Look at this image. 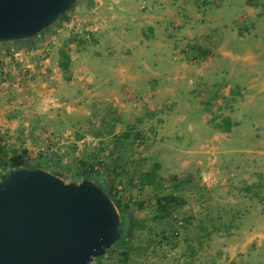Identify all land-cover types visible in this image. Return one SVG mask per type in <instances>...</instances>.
Instances as JSON below:
<instances>
[{
    "label": "rangeland",
    "instance_id": "1",
    "mask_svg": "<svg viewBox=\"0 0 264 264\" xmlns=\"http://www.w3.org/2000/svg\"><path fill=\"white\" fill-rule=\"evenodd\" d=\"M256 2L78 0L32 50L1 48L0 141L26 149L33 164L55 160L62 175L48 173L65 184L82 182L88 160L145 222L128 248L91 264H123L127 249V264H264V0ZM60 50L72 59L68 75ZM132 72L144 75L139 91L127 82ZM216 117L239 125L211 140L223 151L204 155L200 138L215 136ZM246 143L252 152H242ZM154 163L157 184L141 187ZM168 193L185 205L155 221V200Z\"/></svg>",
    "mask_w": 264,
    "mask_h": 264
},
{
    "label": "water",
    "instance_id": "2",
    "mask_svg": "<svg viewBox=\"0 0 264 264\" xmlns=\"http://www.w3.org/2000/svg\"><path fill=\"white\" fill-rule=\"evenodd\" d=\"M78 0H0V44L32 39ZM117 209L90 180L65 184L13 167L0 179V264H91L122 237Z\"/></svg>",
    "mask_w": 264,
    "mask_h": 264
},
{
    "label": "trees",
    "instance_id": "3",
    "mask_svg": "<svg viewBox=\"0 0 264 264\" xmlns=\"http://www.w3.org/2000/svg\"><path fill=\"white\" fill-rule=\"evenodd\" d=\"M255 1V2H254ZM77 2L58 20L56 21L52 26L54 25H60L64 22H67L69 20L68 14L69 12L75 7ZM247 5L251 6H260L259 3L256 2V0H246ZM262 5V4H261ZM264 9V6H262ZM51 27V26H50ZM49 27V28H50ZM48 28V29H49ZM247 31V27L239 28L238 34L242 35V31ZM153 33L152 28H147V33H143V36L148 39ZM41 34L40 36H42ZM34 37L29 40L25 41H19V42H13V43H5L0 44V52L1 48L3 46H13L16 49H26L28 51L32 50L34 44L37 42L39 37ZM201 48H197V51ZM202 51V49H201ZM203 54L206 55L208 52L203 51ZM70 57L64 50L59 51V61H58V67L59 69L65 74L68 75L70 72ZM238 90V88H236ZM237 90L231 91V96L234 97L235 95H239V92ZM218 99V96L216 92L212 93V96L205 100L203 103L205 105L206 110H209V107L214 105ZM218 119V122L214 125L215 129H217L220 132L223 133H230L232 128L236 125L231 118L229 117H216L214 118V122ZM130 137V131H128L126 134L123 135L124 139H128ZM116 140H120V138H116ZM137 140H139L137 136ZM80 169H79V175L83 180L87 179L92 181L93 183L97 184L110 198V200L113 202L115 208L117 209L119 213L120 218V227L122 229V237L119 241H117L113 247L120 246L123 248H128L129 245L132 242V236H133V227L137 228H144L145 222H137L134 220L131 212L129 211L130 207L127 205L119 196L118 191L112 184V182H108L106 180V176L103 172H100L97 170V166L93 163H90L88 160L80 161L79 163ZM13 167H24L29 169H42L47 172H56L58 169L57 163L55 160H49L47 161H40L38 164H33L30 161L29 153L24 148H9L6 146V144L3 141H0V179L1 177ZM160 166L158 163H154L152 168L146 172L145 174L138 177V183L141 187L145 186H154L157 184V171L159 170ZM57 173V172H56ZM58 173L62 175L61 172ZM253 186H247L244 188L246 192L251 193V195L255 198L260 199V188L257 189L252 188ZM185 205V200L180 197L178 194H164L160 195L155 200V215L154 220L159 222H167L174 212L181 207ZM141 207V204L139 205ZM186 221V220H185ZM188 222V221H187ZM176 234V233H175ZM207 235H210V233H207ZM107 253V251H106ZM122 256V262L123 264H127L129 261L130 253L127 250H124L121 253ZM102 257H98L94 260V262L101 260Z\"/></svg>",
    "mask_w": 264,
    "mask_h": 264
},
{
    "label": "crops",
    "instance_id": "4",
    "mask_svg": "<svg viewBox=\"0 0 264 264\" xmlns=\"http://www.w3.org/2000/svg\"><path fill=\"white\" fill-rule=\"evenodd\" d=\"M94 26V25H93ZM151 28V27H150ZM102 29V27L101 26H99L98 28L96 27H94L93 29L91 28V30L90 31H92V35L94 36V37H96V33L98 32V30H100L101 32H99L98 34H101L102 33V31L103 30H101ZM153 29V28H152ZM142 32V31H141ZM147 33V28L145 29V30H143V32H142V36H143V33ZM154 32H155V30L153 29V33H152V35L147 39V40H151V38L153 37V35H154ZM97 36H99V35H97ZM143 40L144 41H146V38L143 36ZM70 61L72 62V59H70ZM58 65V64H57ZM70 70H71V65H70ZM131 74H133V72L131 73ZM131 74H129V75H126L127 76V82H128V84L131 86V88L132 89H135V90H137V91H139V90H141V88H144L143 87V85H144V80H145V78H143L144 77V75H143V73H138V74H133V75H131ZM145 74V73H144ZM155 75H158V74H155ZM152 77H154L155 78V76H152ZM154 78H152V79H154ZM232 120V119H231ZM233 121V120H232ZM218 122V119H216V121H215V123H217ZM236 125L232 128V130H231V132L230 133H223V132H220V131H217V132H215V136L214 135H212L211 133H209V135L207 134V133H205L204 135H202L201 136V138H200V142L203 140V147H201V148H206V150H205V152H204V155H206L207 154V152H220V151H223L222 149H221V147L223 148V146L221 145V147H216V148H214L213 147V145H212V142H211V140H215V141H217L218 139H219V137H221L222 139H223V136H231L232 135V132H233V129L236 127V126H238L239 125V122L238 121H233ZM218 134L220 135V136H218ZM212 135V136H211ZM209 137H211V139L209 138ZM209 140V141H208ZM247 142H250V139H247L246 140ZM202 144H201V146H202ZM242 147H244L245 149L242 151V152H252V150L251 149H253L254 147H252L253 145H250L249 143L247 144H243V145H241ZM250 148V149H249Z\"/></svg>",
    "mask_w": 264,
    "mask_h": 264
},
{
    "label": "built area",
    "instance_id": "5",
    "mask_svg": "<svg viewBox=\"0 0 264 264\" xmlns=\"http://www.w3.org/2000/svg\"><path fill=\"white\" fill-rule=\"evenodd\" d=\"M139 144V140H137V145Z\"/></svg>",
    "mask_w": 264,
    "mask_h": 264
}]
</instances>
